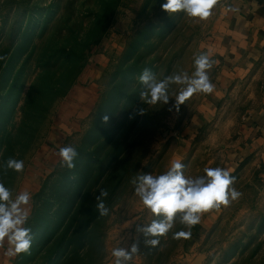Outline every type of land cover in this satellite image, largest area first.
I'll return each mask as SVG.
<instances>
[{
	"label": "rangeland",
	"instance_id": "rangeland-1",
	"mask_svg": "<svg viewBox=\"0 0 264 264\" xmlns=\"http://www.w3.org/2000/svg\"><path fill=\"white\" fill-rule=\"evenodd\" d=\"M162 3L0 0V56L7 58L0 60V182L14 196L31 194L34 235L30 252L14 258L5 242L0 264H114L112 249L133 243L139 252L130 264H264L259 165L232 174L243 195L203 213L190 238H173L188 230L179 219L155 247L137 232L157 217L135 195V177L160 175L176 157L186 177L202 176L205 167H223L229 145L210 142L205 127L190 129L206 94L176 111L182 86L172 85L167 105L143 104L138 77L145 68L157 80L191 75L195 55L212 53L208 43L231 0H220L206 21L169 15ZM68 145L79 153L74 169L60 166L58 151ZM9 158L23 160V172L5 174ZM101 188L109 192L103 217L95 210Z\"/></svg>",
	"mask_w": 264,
	"mask_h": 264
},
{
	"label": "clouds",
	"instance_id": "clouds-1",
	"mask_svg": "<svg viewBox=\"0 0 264 264\" xmlns=\"http://www.w3.org/2000/svg\"><path fill=\"white\" fill-rule=\"evenodd\" d=\"M220 0H164L160 5L161 10L169 15L184 12L193 20L206 21L213 14V9ZM0 56V60H6ZM215 60L207 53H199L194 57V72L189 75L186 71L173 72L163 79L157 80L155 74L145 68L138 80L142 85L139 100L148 105H167L170 101V87L182 86L175 94L173 107L179 111L180 105L194 94H211L215 85L210 79L209 72L213 68ZM171 110V109H170ZM144 108L139 109L143 115ZM109 117H103V123L107 124ZM60 166L68 169L75 168V160L79 153L76 148L68 145L58 151ZM186 165L179 157L171 161V166L160 175L151 173L135 177L131 183L135 185V195L139 197L143 206L157 219L151 223L137 227V232L145 237V245L155 247L160 243L158 237L166 236L173 228L177 219L188 230L173 234L174 239L190 238L191 229L201 221L203 213L210 210H219L221 206L227 207L231 202L238 200L243 194L234 185L236 177L229 169L221 167H205L204 175L189 178L184 174ZM11 169L17 173L24 170V161L9 158L4 165L5 174ZM109 192L101 188L99 195L95 196V210L100 216H108L109 208L105 200ZM31 200L28 191H22L13 195L10 188L0 182V248L5 246V255L14 258L21 253H29L34 235L31 227H28L30 212L27 209ZM139 252L138 244L133 243L130 249L117 247L112 249L114 264H130L133 256Z\"/></svg>",
	"mask_w": 264,
	"mask_h": 264
},
{
	"label": "crops",
	"instance_id": "crops-1",
	"mask_svg": "<svg viewBox=\"0 0 264 264\" xmlns=\"http://www.w3.org/2000/svg\"><path fill=\"white\" fill-rule=\"evenodd\" d=\"M208 44L215 89L190 129L205 127L210 142H229L222 168L231 174L251 165L264 173V0H231Z\"/></svg>",
	"mask_w": 264,
	"mask_h": 264
},
{
	"label": "water",
	"instance_id": "water-1",
	"mask_svg": "<svg viewBox=\"0 0 264 264\" xmlns=\"http://www.w3.org/2000/svg\"><path fill=\"white\" fill-rule=\"evenodd\" d=\"M201 257H199L197 260H196V263H198L200 261Z\"/></svg>",
	"mask_w": 264,
	"mask_h": 264
}]
</instances>
